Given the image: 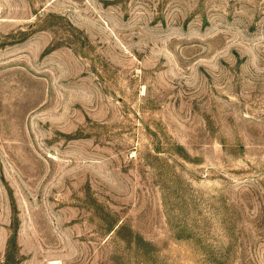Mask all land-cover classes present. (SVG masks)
<instances>
[{
  "label": "rangeland",
  "instance_id": "1",
  "mask_svg": "<svg viewBox=\"0 0 264 264\" xmlns=\"http://www.w3.org/2000/svg\"><path fill=\"white\" fill-rule=\"evenodd\" d=\"M0 264H264V0H0Z\"/></svg>",
  "mask_w": 264,
  "mask_h": 264
}]
</instances>
